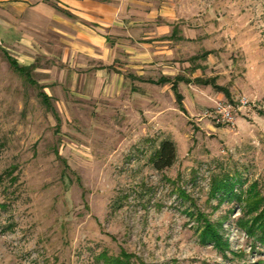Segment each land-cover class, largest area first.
Segmentation results:
<instances>
[{"label": "rangeland", "instance_id": "obj_1", "mask_svg": "<svg viewBox=\"0 0 264 264\" xmlns=\"http://www.w3.org/2000/svg\"><path fill=\"white\" fill-rule=\"evenodd\" d=\"M176 3V36L185 38L175 60H185L191 82L180 104L171 88L147 82L141 96L59 103L31 67L0 50V264H107L103 255L130 264H264L236 226L243 203L209 195L213 178L228 174L243 182L240 191L256 183L264 196V0ZM198 73L230 98L195 84ZM242 97L251 105L233 128L204 115ZM165 141L174 161L157 170ZM199 214L228 250L201 242Z\"/></svg>", "mask_w": 264, "mask_h": 264}, {"label": "crops", "instance_id": "obj_2", "mask_svg": "<svg viewBox=\"0 0 264 264\" xmlns=\"http://www.w3.org/2000/svg\"><path fill=\"white\" fill-rule=\"evenodd\" d=\"M176 1L0 0V50L31 67L59 103L125 90L141 96L145 82L172 89L176 78L183 80L177 83L183 99L191 82L182 76L185 60H175V44L185 38L176 36Z\"/></svg>", "mask_w": 264, "mask_h": 264}, {"label": "trees", "instance_id": "obj_3", "mask_svg": "<svg viewBox=\"0 0 264 264\" xmlns=\"http://www.w3.org/2000/svg\"><path fill=\"white\" fill-rule=\"evenodd\" d=\"M204 54L203 56H205ZM12 66L18 71L23 72V68L18 66L13 60L10 61ZM196 69V68H195ZM193 68V70H195ZM168 80H162L160 83H166ZM183 81L182 78H176L172 83V91L176 96L177 102L180 104L182 96L177 91V83ZM189 80H185V83H189ZM193 82L201 86H211L217 92L224 94L225 97L230 98L228 90L215 83L214 79H206L197 77L193 79ZM44 99H47L45 94H42ZM153 159L154 166L157 170L168 168L172 165L175 157L174 146L171 142L165 141L159 146V150L155 153ZM243 185V182L237 178H231L228 174H223L219 177H214L211 185L209 195L214 197L220 196V201L237 199L243 203L245 210L242 212V216L236 220V226L242 230L246 236L252 239V247L255 249L256 245H259L262 253H264V196H261L256 183L250 184L245 192L239 190ZM198 220L204 222V226L200 230V240L202 243H212L217 249L226 251L229 249V245L226 240H223L219 234L217 227L211 225L206 221L205 216L198 215ZM105 258L107 264H130L129 257L122 255L121 258L109 259L106 255Z\"/></svg>", "mask_w": 264, "mask_h": 264}, {"label": "built area", "instance_id": "obj_4", "mask_svg": "<svg viewBox=\"0 0 264 264\" xmlns=\"http://www.w3.org/2000/svg\"><path fill=\"white\" fill-rule=\"evenodd\" d=\"M250 105V102L242 97L233 103H217L213 110L205 112L204 115L218 126L233 128L235 114L249 108Z\"/></svg>", "mask_w": 264, "mask_h": 264}]
</instances>
